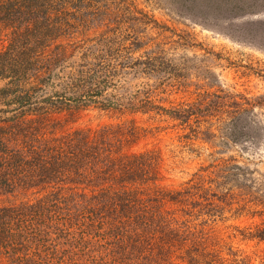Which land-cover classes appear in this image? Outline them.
<instances>
[{
    "label": "trees",
    "instance_id": "1",
    "mask_svg": "<svg viewBox=\"0 0 264 264\" xmlns=\"http://www.w3.org/2000/svg\"><path fill=\"white\" fill-rule=\"evenodd\" d=\"M50 3L0 0V81L7 82L0 89V198L14 199L0 202V262L243 264L225 259L200 228L207 223H194L218 207L203 178L179 190L157 187L162 180L160 157L154 151H126L141 137L135 127L64 130L61 121L73 120L92 104L118 110L111 101L95 98L112 85L110 78L118 71L106 61L81 64L68 81L55 85L61 80L63 46L50 50V45L71 28L72 20L69 12H49ZM83 8L72 17L87 27L99 13H82ZM110 18L99 27L109 29L119 16ZM124 64L143 66V72L158 70L151 59ZM56 87L64 91L48 96L47 88ZM204 97L187 108L155 109L190 128L192 121L203 123L215 116L220 121L222 114L235 116L242 109L234 102L229 106L234 111H224L220 104L227 97L214 95L216 102ZM142 102L138 108L152 110L151 101ZM135 104L129 108L133 112ZM207 131L202 133L205 138L211 135ZM30 195L34 198L27 200ZM20 196L26 200L15 202ZM168 205L174 208L168 210ZM258 236L264 239V231Z\"/></svg>",
    "mask_w": 264,
    "mask_h": 264
},
{
    "label": "rangeland",
    "instance_id": "2",
    "mask_svg": "<svg viewBox=\"0 0 264 264\" xmlns=\"http://www.w3.org/2000/svg\"><path fill=\"white\" fill-rule=\"evenodd\" d=\"M70 1L68 5L53 0L52 8L47 7L54 15L69 12L72 20L71 28L50 45V50L64 48L57 71L61 80L54 84L68 81L78 65L106 61L118 73L95 98L111 101L118 110L92 104L73 120L61 121L64 130L135 127L141 137L126 151H154L160 157L162 180L155 186L179 190L184 183L203 178L218 207L194 223H207L200 228H205L229 263L236 259L264 264V239L258 236L264 231V0ZM83 5L82 13H99L87 27L72 17ZM112 15L119 19L109 29L99 27L107 17L114 20ZM131 59H151L158 70L122 67ZM6 84L0 81V89ZM47 91L53 96L64 90ZM214 95L228 98L220 104L224 111H234L229 106L239 103L240 113L222 114L220 121L218 116L203 123L192 121L190 128L155 109L187 108L204 96L216 102ZM146 100L153 104L148 112L138 108ZM132 102L137 112L129 109ZM205 131L211 134L207 138ZM7 200L14 201L0 198V202ZM24 200L20 196L15 202Z\"/></svg>",
    "mask_w": 264,
    "mask_h": 264
}]
</instances>
